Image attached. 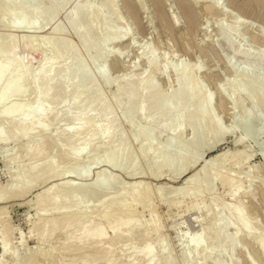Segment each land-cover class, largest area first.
I'll return each mask as SVG.
<instances>
[{"label": "rangeland", "instance_id": "rangeland-1", "mask_svg": "<svg viewBox=\"0 0 264 264\" xmlns=\"http://www.w3.org/2000/svg\"><path fill=\"white\" fill-rule=\"evenodd\" d=\"M29 1L28 7L32 6L30 4L34 5L37 0ZM209 1L211 0H185L195 13L193 22L189 21L180 0H38L41 3L38 4L47 9L54 7L51 5L56 6L61 3L62 6H59L57 16L55 15V18L49 16L51 8L45 11L47 15L38 17L35 23L17 27L9 26L8 11L5 10L7 13H4V10L0 8V38L8 39H0L1 44L3 43L7 47L14 46L15 55L28 71L27 77H23L24 95L19 96L21 97L19 101L16 97L9 103L7 102V105L24 101L29 105L28 110H33V107H36L41 100L40 104L48 105L50 108V113L44 115L45 117L41 120L48 126V130L44 134L30 130L26 135L24 131L17 130L20 129L21 123L19 125L17 121L12 120V118L20 120V117L14 116L8 119L0 114V128L8 137L6 141L1 140L0 143V197L2 198H0V234L4 233L6 236L8 234L10 250V254L3 260L1 259L3 255L0 256V262L2 261L4 264H147L148 257H143L142 260L140 254L136 255V250L144 248L147 244H154L156 256L154 255L150 259L151 261H148L150 264L151 262L155 264L156 261V264H167V260L172 261L170 264H264V250L259 244L261 237V240H264V82H260L262 79L264 80V39L262 38L264 0H217L219 7L229 13L225 15L221 11L211 13L208 8ZM53 2L54 4H51ZM38 4L36 3V6ZM75 4L82 5L79 17L86 11L98 10L100 13L94 29L89 34L90 43L95 42L98 44L97 46L102 45L101 41L106 32H112L111 39L102 47L100 46L101 48L95 44L96 47L94 46L92 51L88 52L78 35L72 31L71 22L68 24L67 12ZM46 8L44 9L46 10ZM45 16L46 18H44ZM240 21H243L242 25L239 24ZM57 25H64L63 30L65 31L53 34V28ZM26 36L29 37L30 42L23 41V37ZM52 36L55 37L56 46H64L62 44L65 42L72 46L75 50L73 51L74 55H64L53 60L52 50L42 47L45 40ZM118 36H125L124 41L117 43ZM259 37H261L260 40H258ZM3 44L0 46L5 47ZM261 44L263 45L261 46ZM39 46L42 50L39 49ZM7 47L5 50H3L4 48L1 50L6 51L7 49V54L11 55V47H9L10 49ZM115 51L120 56L118 65L114 64ZM45 59L46 62L52 59L59 67L55 78L58 81L57 84L54 81L52 87L50 85L45 87V92L40 93L42 96H38L39 101H37L38 98L33 91L36 83L33 85L32 77L34 71H37ZM150 60L156 64L155 71L153 68L151 69ZM79 65L83 66V71L78 73ZM46 66L49 67V65ZM102 69L105 70L104 76L100 74ZM75 73L77 75L75 85L78 83V88L84 84L86 77L93 79L92 84H94L91 85V88L89 87L91 89L88 90L89 93H83L84 95L82 94L77 103H72L71 98L75 93L76 86L71 87L70 85L69 87L67 77L71 74L75 75ZM141 77L144 78L143 85L145 84V86L151 79L150 81L157 86V90L159 89L158 93L161 97L158 96L161 100L164 99L162 98L164 94L168 97L171 95V99L168 98V100L170 99L169 105L172 111L166 117L161 118V116L153 114L157 118H151L150 115L153 112L150 108L160 104L157 99L144 104L143 108L145 105L147 107L137 112L138 101L131 104L127 102V97L122 96L120 99L114 97L119 87L134 82V80L137 81ZM244 77L251 78L252 82H248V84L250 83L252 86L243 81ZM79 78L83 81L82 83ZM257 79L260 80V84ZM193 80L196 82L193 83ZM61 82L64 83L59 84L60 87L54 88V85L57 87ZM256 82L258 86L255 84ZM185 83L190 84L191 88H196L195 90L193 88L191 96L189 94L190 97L182 101L172 99L176 92L183 89ZM63 85H66L64 86V89L66 88L64 95ZM1 88L0 93L5 91ZM46 92L53 94L48 93L51 94L48 95ZM97 94L100 101L94 99ZM197 94H199L198 97ZM91 95L92 100H90ZM50 96H54V98L50 99ZM197 101L199 105H205L203 109L206 117L204 115L205 118L202 122L199 121L198 124L193 125L187 120L190 116L195 119L199 117L200 107ZM11 104L9 106H12ZM104 104L109 108V115L114 119L115 127L113 126L107 137H105L106 134L102 135L98 138L99 140L95 139L90 143L84 152L81 151V153L83 152L80 153L81 155L77 154L76 151L84 143V137L91 131L93 125L91 127V124H87L85 131L82 130V132H89L84 133L85 135L82 134L83 137L79 136L80 138L78 137L76 141L68 139L70 128L80 123L79 121L85 117L84 115L98 118L96 124L103 126L105 118H107L102 111ZM181 110L182 113L179 115L181 119L177 116L178 120L175 115H178ZM55 116L58 118L56 121L52 119ZM148 116L151 119L147 118ZM243 116L244 119L247 118L246 121L244 120L245 122L252 124L250 129L246 128L245 130L243 127L242 122L244 121L241 122ZM149 120H152L153 124H149L152 123ZM27 122L24 124L27 125L26 127L32 126L30 125L31 120ZM33 123L34 121L31 124ZM215 124L218 125V129ZM166 125L167 128H165ZM237 125H240L243 130ZM174 126L180 127L176 131ZM144 127L145 129L142 130ZM259 127L262 131H259ZM141 130L142 133H138ZM195 134L196 136H194ZM240 139L241 142H239ZM39 148L44 152L41 153L42 157L40 158L42 159L37 162V167H40L44 175L48 174V179L41 170H39L41 173L37 170L39 173L36 176L41 174L40 176L44 177H33L28 182L25 173L34 164L33 156L36 155ZM66 149L69 151L67 153L69 155H62ZM185 149L189 150V154ZM166 151L171 153L168 154ZM186 154L188 155L185 158ZM171 155L173 156L171 157ZM14 156H16L15 159H13ZM110 156L116 159L113 165L105 162V159ZM181 156L185 162L178 160L181 159ZM164 158L171 162L168 166V161L166 160L167 163H165ZM186 161H189L187 166L185 165ZM163 162L167 166H164V169L160 165ZM54 163L58 164V168L55 177L50 176L51 179H49L50 166L48 165ZM205 166L208 168H206L207 170H203ZM181 167L183 169L180 170ZM218 168H221L219 170L222 172L223 178L234 179L235 177L236 180L234 179L230 185H223L221 180L211 177V175L214 176ZM75 169L77 170L75 171ZM204 171L205 173L207 171L208 174L206 173L207 177L202 183L203 186L201 184L203 194L199 193L198 195L195 190L199 185V180L197 179L196 184V178L202 177ZM15 174L17 178L20 177L17 179ZM192 175L199 176H195L194 180ZM107 177L111 179V184L104 189L100 186L99 181ZM189 177L188 180L191 183L182 192L181 187ZM259 178L263 181H260ZM12 179L21 182L18 187L21 191L20 194L18 192L20 197L18 194L10 196L11 193L8 192V188L12 186L11 182L15 183ZM26 182L29 184L27 185ZM23 183L28 186L27 190L23 189ZM7 184H10L9 187ZM66 184L70 185L67 187L70 190L65 187ZM53 185L58 186L59 189L57 188L56 193H59L60 197L66 192L70 194L80 188L84 189L81 192L78 191L81 193L79 196L78 192L76 193L79 198L76 196L78 200L75 199V203L69 196H65L59 198V200L61 199L57 203L59 206L47 204L37 210L38 203L43 199V191ZM239 185L242 189L236 194V197H231V190ZM134 186H137V191L142 192L144 189V195L147 192V196H143L144 199L142 197L141 204L134 202L132 209L135 210V218L134 213L130 211H127V214L122 217L118 206L120 208L127 207V209L130 207L129 210H131L130 201L132 199L129 196H132L130 195L132 190L136 191ZM10 188L9 191L13 190ZM21 188L23 191L26 190L23 194ZM111 198L115 202L113 208L112 204H109ZM140 198L136 201L142 200ZM146 198L148 199L145 200ZM103 201L107 204L105 207L109 205L110 209L112 208L111 210L109 207V210L102 208L103 211L107 210L108 215L106 213L103 215L104 212L100 209V206L104 204ZM108 201L109 203H107ZM238 201L245 204L247 209L245 214L251 215V224L253 228L255 227L253 231L251 226V231L258 238L260 237L259 240L254 235L252 239L235 235L234 237L233 234L231 236V233H235L236 230L225 227L224 219H228L229 216L224 210V206L237 205ZM194 203L198 205L197 209L193 207ZM114 206H116L115 209ZM63 212L70 215L69 219H64L67 221L65 223L59 214ZM128 213L133 214L132 222L136 226H133L132 223L134 228L129 231L119 230L120 233H118L121 236L117 234L118 236L113 237L116 234L108 232L107 240L104 239L101 241L102 243L95 246L91 239L83 240L79 246L76 244L83 223H89L90 228L94 230L107 226L106 224L114 217L125 220ZM102 216L104 217L102 218ZM131 216L130 214V218ZM216 218L219 219V225L217 223L214 228L209 229L211 231L202 235L203 228ZM68 220L69 224H67ZM222 220L223 222H221ZM50 221H56L53 232L49 231L51 230ZM150 222H153L154 227L147 226L148 224L151 226ZM39 224L40 226H38ZM66 224L71 225L70 230L73 231L74 238L69 244L63 245L64 237L67 234L68 226ZM217 226H219V230L222 228L223 233L220 236L215 234ZM42 231L43 233H41ZM146 231L149 232L147 235ZM196 233L201 234V240L204 238L202 242L207 247L205 249L212 252L209 259L205 261L201 260L205 253L201 250L192 252V248L188 244V241L191 243V238ZM110 236L113 238L109 239ZM160 239L163 241L161 242ZM105 241L106 243H104ZM91 246L97 247L93 249ZM205 249L202 250L205 251ZM2 253L4 254L0 245V255ZM167 253L169 256L166 255ZM100 256L102 257L99 258Z\"/></svg>", "mask_w": 264, "mask_h": 264}, {"label": "bare ground", "instance_id": "bare-ground-1", "mask_svg": "<svg viewBox=\"0 0 264 264\" xmlns=\"http://www.w3.org/2000/svg\"><path fill=\"white\" fill-rule=\"evenodd\" d=\"M28 1L29 0H0V8L2 9V10H4L3 12L4 13H7V12H5V10L6 11H8V14L7 15H9V18H8V16H6L8 19H10V25L9 26H11V27H17V26H21V25H29V24H32V23H35L37 20H38V17H42V16H44V14L45 15H47L46 14V12L45 11H47V10H50L51 8H52V10H51V12H50V14H49V16L51 15V17H56L57 16V13H58V10L60 9L59 8V6L61 7L62 6V4L61 3H63L62 1H61V3L60 4H58V5H51V4H54V2L53 3H51L50 5L51 6H54V7H50V8H46V7H44L43 6V8L41 7L42 5H39V4H41V3H39L38 2V0L36 1V3L38 4V6H36V3L33 5V4H30V5H32V6H29L28 7ZM35 1V0H34ZM40 1V0H39ZM48 1H50V0H48ZM181 1V5H182V7L184 8V10H185V12H186V15H187V17H188V19H189V21L190 22H193L194 21V19H195V13H194V11H193V9L191 8V7H189L188 6V4L185 2V0H180ZM221 1V0H220ZM30 2V1H29ZM210 2V5H209V11L211 12V13H213V12H216V11H221V13L223 12L224 13V15L225 14H229L228 12H227V10H222L223 8H220L219 7V3L217 2V0H211V1H209ZM50 3V2H49ZM35 6V7H34ZM80 6L82 7V5H77V4H75V5H72L70 8H69V10H68V12H67V20L69 21V23L68 24H70V22H71V24L70 25H72L71 27H72V31L76 34V35H78V37H79V40H81V42L85 45V47H86V50L89 52V51H92V49H93V47L95 46V44H96V46L98 45L97 43H93V42H91L92 44H94L93 46H92V44L90 43V38H89V34H90V32L94 29V26H95V22H97L96 20L97 19H99V12H98V10H93V11H86L85 13H82L81 15H80V17H79V11L81 10V8H80ZM32 7V8H31ZM224 7V6H223ZM44 8H46V10L44 9ZM80 8V9H79ZM207 11H208V9H207ZM230 11V10H229ZM231 13H232V11H230ZM49 13V12H48ZM208 13V12H207ZM206 13V14H207ZM219 13V12H218ZM237 14V13H236ZM236 14H234V15H236ZM4 15V14H3ZM56 15V16H55ZM223 15V14H222ZM221 15V16H222ZM212 16V15H211ZM238 16V15H237ZM77 17H79V18H77ZM230 17V16H229ZM44 18H46V16L44 17ZM53 18V19H54ZM235 18V17H234ZM243 18V17H242ZM101 19V18H100ZM40 20V19H39ZM244 20H245V18H244ZM1 21V20H0ZM4 21V20H3ZM236 21V20H235ZM246 21V20H245ZM241 22H243V21H240L239 22V24H243V23H241ZM4 23V22H3ZM38 23V22H37ZM246 23V22H245ZM44 25V24H43ZM65 25V24H64ZM60 26V25H57V26H54V28H53V34H57V33H60V32H62V31H65V30H63V27L65 28V26ZM69 25V26H70ZM178 25V24H177ZM42 26V25H41ZM261 26V25H260ZM70 27V28H71ZM84 27V28H83ZM258 27V26H257ZM260 29V28H259ZM259 32H260V30H259ZM264 32V31H263ZM112 34V32H110V31H108V32H106V34L104 35V38H102V45H105L111 38H110V35ZM261 35H262V33H261ZM27 37V36H26ZM23 37L24 38V40L23 41H25L26 43L27 42H30V39H29V37ZM124 37L125 36H118V38H117V43H121V42H123L124 41ZM31 38V37H30ZM262 38L264 39V33H263V36H262ZM0 39H2V38H0ZM7 39V38H6ZM6 39H2V40H6ZM29 39V40H28ZM261 39V37H259V39L258 40H260ZM8 40V39H7ZM34 40V39H33ZM45 40V39H44ZM44 40H43V42H44ZM229 40V39H228ZM231 40V39H230ZM257 40V41H258ZM31 41H32V39H31ZM42 42V43H43ZM56 40H55V37H48L47 38V40H45V43H43V45H42V47H44L45 49H47V48H50L51 50H52V59L53 60H57V58L59 57H62V56H64V55H70V54H73L74 55V53H73V51H75L74 49H73V47L72 46H70L68 43H64V44H62V45H64V46H59V45H57L56 46ZM261 42H262V40H261ZM6 43V42H5ZM8 43V42H7ZM6 43V44H7ZM11 43V42H10ZM9 43V44H10ZM260 43V42H259ZM3 44V43H2ZM1 44V40H0V45H2ZM12 44V43H11ZM10 44V45H11ZM14 45V44H13ZM37 45V44H36ZM41 45V44H40ZM102 45L100 44L99 46H97V47H102ZM263 44H261V46H262ZM3 46H5V44H3ZM9 46V45H8ZM59 46V47H58ZM95 46V47H96ZM0 47H2V46H0ZM5 47H7V46H5ZM5 47H2L1 49H3V50H5ZM9 47H11V46H9ZM9 47H7V48H9ZM47 47V48H46ZM62 47V48H61ZM100 47V48H101ZM13 48V49H12ZM43 48V49H44ZM0 49V88L2 87L3 89H5V91H3L2 93H0V107H1V109H2V111L0 112V114H1V116L3 115V117L4 116H6V117H8V119H11L12 117H16V116H18V118L20 117V120H18V119H13L12 118V120H15V121H17V124H19L20 125V123H21V126L19 127L20 129H17V130H21L20 132H23L24 131V134H26L27 135V132H29L30 130H36V131H39V134L41 133V134H44V133H46L47 132V128H48V126H46L44 123H42V121L41 120H43L42 118L43 117H45L46 116V114H48V113H50V108H49V106L48 105H43V104H40L41 103V100L39 101V98H38V96H40L41 94V92L42 91H44V88L45 87H47L48 85H50V87H52L51 85H52V83L54 82V81H56L55 80V78H56V76H57V71H58V68L59 67H57V65H55V62H53L52 61V59H51V61H48L47 60V62H46V59L44 60V62L43 63H41V65L37 68V71H34L33 73V77H32V79H33V85H34V83H36V85L34 86L35 88V90L33 89V91H34V95H36L37 96V101H39L38 102V105L36 106V107H33L34 109L32 110L31 108V110H28V108H29V105L28 104H25L24 103V101L23 102H19V103H13V105L12 106H9V105H7V102L9 103L12 99L14 100L16 97L18 98V101H19V98H21L24 94V79H23V77L24 76H26L27 77V70H26V68H25V66L23 65V63L19 60V58L15 55V49H14V46L13 47H11V55L10 54H7V49H6V51H3V50H1ZM10 49V48H9ZM9 49H8V51H9ZM39 49H40V46H39ZM38 49V50H39ZM40 50H42V48L40 49ZM118 51H119V49H118ZM117 51H115L114 53H116ZM241 52V51H240ZM9 53H10V51H9ZM91 53V52H90ZM112 53V52H111ZM111 53H109V54H111ZM113 53V54H114ZM123 53V52H122ZM122 53H121V55H122ZM242 53V52H241ZM112 54V55H113ZM245 54V53H244ZM71 56V55H70ZM118 59H120V56L116 53L115 54V63L114 64H116V65H118L119 64V61L120 60H118ZM117 61V62H116ZM118 63V64H117ZM121 63V62H120ZM154 63V64H153ZM149 64L152 66L151 67V69L153 68L154 69V71H155V67H156V64H155V62H153V60L151 61H149ZM46 65H49V67L48 66H46ZM64 66V65H63ZM67 66V65H66ZM45 67V68H44ZM65 67V66H64ZM116 67V66H115ZM118 67V66H117ZM122 67V66H121ZM62 68V67H61ZM44 69H46L45 71H44ZM48 69V70H47ZM77 71H78V73L79 72H81V71H83V66L82 65H79L78 67H77ZM63 70V69H62ZM66 70V69H65ZM77 71H76V73H77ZM159 71V70H158ZM59 73V72H58ZM76 73H75V75H73V74H71L69 77H67L68 78V84H69V87H70V85H71V87L73 86V85H75V83H76V78H77V75H76ZM56 74V75H55ZM100 74L102 75V76H104L105 75V70L104 69H102L101 71H100ZM184 75V74H183ZM79 77V76H78ZM183 77V76H182ZM246 79V81H245V79ZM242 80L246 83V84H248V82H252L251 81V78H246V77H244ZM26 79V78H25ZM80 79V78H79ZM250 79V80H249ZM252 79H254V78H252ZM260 79V78H259ZM259 79H257V81H258V83H259ZM31 80V79H30ZM81 80V79H80ZM151 80V79H150ZM149 80V82L146 84V86H145V84L143 85V81H144V78H139L137 81H135L134 80V82L132 81V82H129L127 85H124V86H121V87H119V89L117 90V92L115 93V98L116 99H120V97L122 98V96H124L127 100V102H130L131 104H134V103H136L137 101V104H138V108H137V112H140V111H142V108H143V105L144 104H146V103H150L152 100H156L157 99V102H158V100L160 101V104L158 103L157 105H155L153 108L151 107H149L150 109H151V112H153V113H151L152 115L154 114H156V115H158L159 117L161 116V118H164V116L166 117L169 113H171V111H172V109H171V106L169 105V100L171 99V95H169V97L166 95V94H164V97H162V98H164L163 100H161L160 98H159V96H160V94L158 93V90H157V86L156 85H154V83L152 82V81H150ZM6 81H8V82H6ZM58 81V80H57ZM57 81L55 82L56 84H57ZM65 81H67V79H65ZM64 81V82H65ZM92 81H93V79H91L90 77H86V79H84V84L83 85H81L80 86V83H79V88H78V83L75 85L76 87V90H75V88H74V95L72 96V98H71V102L72 103H77V101H78V99H80V97L82 96V94L83 93H86V92H88V90L91 88V85L93 86V84H92ZM194 81L195 80H193V83H194ZM253 81H255V80H253ZM64 82H61V83H58V85H57V87H55V85H54V88H58V86L60 87L61 85H59V84H62V83H64ZM83 81L81 80V83H82ZM94 82V81H93ZM196 82V81H195ZM260 82H264V80L262 79ZM4 83H7V84H5L4 85ZM65 84H67V83H65ZM192 84V83H191ZM250 84V83H249ZM248 84V85H249ZM253 85H254V83H252ZM256 85H257V82L255 83ZM260 84V83H259ZM262 84V83H261ZM264 84V83H263ZM7 85V86H6ZM242 85H244L245 86V84H243L242 83ZM251 85V84H250ZM64 86H66V85H63V95H64V92H65V90H66V88L64 89ZM68 86V85H67ZM247 86V85H246ZM252 86V85H251ZM258 86V85H257ZM49 87V86H48ZM90 87V88H89ZM193 87V86H192ZM1 88V90H3ZM93 88V87H92ZM194 88V87H193ZM193 88H191V85L189 84L188 85V83H185V86L183 87V89L182 90H180V91H178V92H176L175 94H174V98H172V99H174V100H183V99H187V97H190L191 96V92H192V90H193ZM48 89V88H47ZM52 89V88H51ZM196 88H194V90H195ZM26 90V89H25ZM45 90H46V88H45ZM61 90H62V88H61ZM91 90V89H90ZM50 91V90H49ZM1 92V91H0ZM45 92V91H44ZM62 92V91H61ZM90 92V91H89ZM88 92V93H89ZM160 92V91H159ZM47 93V92H46ZM48 93H52V92H48ZM47 93V94H48ZM254 93V92H253ZM253 93H252V95H253ZM53 94V93H52ZM189 94H190V96H189ZM193 94H195V93H193ZM48 95H51V94H48ZM84 95V94H83ZM159 95V96H158ZM196 95V94H195ZM198 95L199 94H197V97H198ZM19 96H21V97H19ZM42 96V95H41ZM56 96V95H55ZM163 96V95H162ZM167 97V99H166V97ZM54 98V96H50V99L51 98ZM161 97V96H160ZM193 97V96H192ZM250 97H252L251 95H250ZM36 98V97H35ZM41 98V97H40ZM168 98H170L169 100H168ZM94 99H95V101H97V100H99L100 99V97H99V95L97 94L95 97H94ZM190 99V98H189ZM195 99H197V98H195ZM194 99V100H195ZM90 100H92V95H91V99ZM168 100V101H167ZM191 101H193L192 99H190ZM198 100V99H197ZM17 101V102H18ZM100 101V100H99ZM163 103H162V102ZM186 101V100H185ZM190 101V102H191ZM65 102H66V100H65ZM90 102H92V101H90ZM167 102V103H166ZM198 102V101H197ZM208 102V104H209V102H210V99L207 101ZM93 103V102H92ZM194 103H196V102H194ZM264 103V102H263ZM90 105H91V103H89ZM200 104H204V103H200ZM28 105V106H27ZM76 105V104H75ZM106 104H104V105H102L103 107H102V111H103V113L104 114H106V116H107V118H105V123H104V125L102 126V128H100L101 126H99L98 125V123L96 124V120L98 119H96L95 117H93V116H87V115H84V116H82V117H84V118H81V121H79L80 123H76L77 125H74V127L71 129L70 128V133H69V137H68V139L71 141H76L77 139H78V137L80 136V137H83L82 136V134H86V132H89V131H86V132H82V130L83 131H85V128H86V125L87 124H91V127H92V125H93V127L91 128V131L89 132V133H87V135H85V139H84V143L82 144V146L76 151L77 152V154L79 153H81V151H83L84 152V150L85 149H87L88 148V146H89V144L90 143H92L95 139L96 140H99L98 138H100L102 135H104V134H106V136L105 137H107V135L109 134V132L111 131V129L113 128V126H114V123L115 122H113V120L114 119H112V117L109 115L110 114V111H109V108H107V106H105ZM198 105H199V102H198ZM187 106V105H186ZM203 106H205V105H199V109H200V114H199V117H197L196 119L195 118H193V117H189L188 118V123H192L193 125L194 124H196L197 122L199 123V121L200 122H202L204 119L203 118H205L206 117V113L204 112L205 110L203 109ZM145 107H147L146 105H145ZM144 107V108H145ZM144 108H143V110H144ZM187 108V107H186ZM0 109V110H1ZM148 109V108H147ZM48 110H49V112H48ZM149 110V109H148ZM150 111V110H149ZM132 112V111H131ZM128 113V112H127ZM133 113V112H132ZM179 114L177 115H175L176 117L178 116L180 119H181V117L179 116L181 113H182V110L181 111H179L178 112ZM205 113V114H204ZM45 115V116H44ZM128 115V114H127ZM152 115H150L151 116V118L152 117H154V115L152 116ZM204 115H205V117H204ZM263 115V114H262ZM87 116V117H86ZM163 116V117H162ZM11 117V118H10ZM143 117V116H142ZM177 117V118H178ZM147 118H150L149 116L147 117ZM146 118V119H147ZM150 118V119H151ZM155 118V117H154ZM154 118H153V120H154ZM157 118V117H156ZM155 118V119H156ZM179 118H178V120H179ZM52 119H54L55 121H56V119H58V118H56V116H55V118H52ZM51 119V120H52ZM159 119V118H158ZM247 119V118H246ZM246 119H244V116H243V120H241V122L242 121H246ZM29 120H31V123H32V121H34V123L33 124H31L30 123V125H32V126H29V127H26L24 124H25V122L26 123H28L27 121H29ZM162 120V119H161ZM209 120V119H208ZM53 121V120H52ZM98 121V120H97ZM147 121V120H146ZM145 121V122H146ZM152 121V120H151ZM150 120H149V122H151ZM242 122L243 123V127L245 128V130H246V128L248 129L251 125L249 124V123H247V122ZM248 121H249V119H248ZM19 122V123H18ZM54 122V121H53ZM58 122V121H57ZM148 122V123H149ZM154 122H156L155 120H154ZM159 122V121H158ZM176 122V121H175ZM179 122V121H178ZM241 122H240V124H241ZM161 123V122H160ZM180 123H182V122H180ZM197 123V124H198ZM252 123V122H251ZM149 124H153V121H152V123H149ZM148 124V125H149ZM155 124V123H154ZM175 125L177 124V123H174ZM174 124H171L172 126L174 125ZM179 124V123H178ZM98 125V126H97ZM146 125H147V123H146ZM145 125V126H146ZM157 125V124H156ZM164 125H165V123H164ZM217 124H215V126H216ZM261 125V124H260ZM171 126V127H172ZM238 127H240L241 128V126L240 125H237ZM115 127V126H114ZM178 127H180V126H174L173 128L177 131V129H178ZM217 127V129H218V125L216 126ZM216 127H214V128H216ZM257 127V126H256ZM263 127V126H262ZM165 128H167V125H166V127ZM260 128V127H259ZM258 128V129H259ZM1 129V128H0ZM67 128H65V130H66ZM143 129H145V127L144 128H142V130ZM148 129V128H147ZM168 129H170L171 130V128H168ZM167 129V130H168ZM242 129V128H241ZM250 129V128H249ZM142 130L140 131V132H138V133H142ZM173 130V129H172ZM243 130V129H242ZM66 131H68V130H66ZM145 131V130H144ZM259 131H262L261 130V128L259 129ZM61 132H63V131H61ZM60 132V133H61ZM65 134H66V132H64ZM137 133V134H138ZM143 133H145V132H143ZM147 133V132H146ZM143 135V134H142ZM7 135L5 134L4 135V130H0V143H1V140H7L8 139V137H6ZM194 136H196V134L194 135ZM79 137V138H80ZM67 138V137H66ZM136 139H137V137H136ZM140 139V138H139ZM138 139V140H139ZM68 140V141H69ZM101 140V139H100ZM4 142V141H3ZM239 142H241V139L239 140ZM121 143V142H120ZM174 144V143H173ZM27 145V144H26ZM122 145V144H121ZM40 148H42V147H40ZM40 148H39V150L36 152V155H34L33 157H34V160H35V162L33 161V165L29 168V170H27V172L25 173V175L27 176V178H28V182H29V180L30 179H32L33 177H36V178H40V177H44V176H47L48 174H46V175H44L43 174V172H42V170L40 169V167H37V162H39L40 160L39 159H42V158H40V157H42V155H41V153L42 152H44L43 151V149H41L40 150ZM163 149V148H162ZM190 149V148H189ZM186 150V149H185ZM154 151H155V149H154ZM164 151V150H163ZM170 151V150H169ZM172 151V150H171ZM189 150L187 149L186 150V152L189 154V152H188ZM69 151H67V149L66 150H64V153H62V155H65L66 156V154L68 153ZM75 152V153H76ZM82 152V153H83ZM167 152V151H166ZM173 152V151H172ZM185 152V151H184ZM183 152V153H184ZM28 153V152H27ZM81 153V154H82ZM162 153V152H161ZM168 154L169 153H171V152H167ZM80 154V155H81ZM164 154V153H163ZM188 154H186V156H185V158L187 157V155ZM201 154V153H200ZM199 154V155H200ZM67 155H69V154H67ZM166 155V154H165ZM180 155V154H179ZM183 155H185V154H183ZM75 157H78V156H76V155H74ZM173 155H171V157H172ZM15 157L16 156H14V158L13 159H15ZM73 157V156H72ZM163 157V156H162ZM166 157V156H165ZM169 157V156H168ZM167 158V157H166ZM176 158V157H175ZM196 158V157H195ZM197 158H200V156H197ZM235 158V157H234ZM12 159V160H13ZM74 159V158H73ZM165 159V158H164ZM170 159V158H169ZM177 159V158H176ZM78 160V159H77ZM114 160H116L115 159V157H113V156H110L108 159H105V162L107 161L108 163H110V164H114ZM167 159H165V160H163V161H165V163H167V161H166ZM178 160H182V161H184L185 162V160H183L182 159V156H181V159H178ZM177 160V161H178ZM196 160H198V159H196ZM172 161V160H171ZM232 161H233V159H232ZM176 162V161H175ZM181 162V161H180ZM179 162V163H180ZM187 163L185 164L186 166H187V164L189 163V161H186ZM164 162L163 163H161L160 165H161V168L162 169H164L163 167L166 165ZM169 163H171V162H169L168 161V163H167V166H168V164ZM178 163V164H179ZM175 164V163H174ZM181 165V164H180ZM180 165H179V167H180ZM183 165H184V163H183ZM182 165V166H183ZM39 166V165H38ZM42 166V165H41ZM48 166H50V168H49V171H48V173H49V179H51V177H53L54 175H55V173H56V171H57V168H58V164H56V163H54L53 165H48ZM167 166H165V167H167ZM176 166V165H175ZM186 166H184L185 168H187ZM177 167H178V165H177ZM189 167V166H188ZM209 167V166H208ZM220 167H222L221 165H220ZM39 168V169H38ZM43 168V167H42ZM45 168H47L46 166H45ZM159 168V167H158ZM207 167L205 166L204 167V169L203 170H207L206 169ZM160 169V168H159ZM181 169H183L182 167L180 168V170ZM221 170V168H218V170L214 173V176H212L211 175V177H214L215 179L217 178V179H219V181L221 180L222 181V183H223V185H230L232 182H233V180L235 179L236 180V178L234 177V179L233 178H230V177H227V178H223V175H222V172L220 171ZM39 170H41V172H42V174L44 175H42V176H40L41 174H39V176H36V175H38L37 173H39L38 171ZM45 170V169H44ZM74 170V169H73ZM77 169H75V171H76ZM177 170H179V168H177ZM40 172V173H41ZM46 172V171H45ZM180 172V171H179ZM209 172V171H208ZM20 173V172H19ZM206 173H207V171H206ZM205 173V171L203 172V176L201 177V176H199V175H197V176H199V177H197L196 175V184H197V182H198V180H199V185L197 186V189L195 190V191H197L198 192V195H199V193H202V186H203V182H204V180H205V178L207 177V174ZM17 174V173H16ZM15 174V175H16ZM210 174V173H209ZM20 175V174H19ZM21 175H22V173H21ZM57 175V174H56ZM202 175V174H201ZM51 176V177H50ZM193 176V175H192ZM195 176H193L194 177V180H195ZM209 176V175H208ZM20 177V176H19ZM18 177V178H19ZM55 177V176H54ZM53 177V178H54ZM193 177L191 178V180L193 179ZM201 177V178H200ZM210 177V176H209ZM208 177V178H209ZM257 177H258V175H257ZM14 178V177H13ZM16 178H17V175H16ZM17 178V179H18ZM256 178V177H255ZM47 179H48V176H47ZM188 179H190V177L189 178H187V180L186 181H184L185 182V184L183 183V186L181 187V189L183 190V189H185L187 186H188V184L189 183H191V181L190 180H188ZM198 179V180H197ZM260 179V181L262 180L261 178H259ZM12 180H14V179H12ZM20 180V179H19ZM255 180H258V179H255ZM15 181V180H14ZM21 181H23V180H21ZM31 181V180H30ZM193 181V180H192ZM259 181V180H258ZM263 181V180H262ZM16 183V184H15ZM15 183H13V182H11V184H12V186H11V188L9 187V185L7 186V187H9L10 189H13V190H11V191H9V188H8V192H9V194H10V196H15V195H17L18 194V192H19V194L21 193V191H20V188H18L19 187V184L21 183V182H16L15 181ZM238 183V182H237ZM24 184V183H23ZM22 184V187H23V189L25 188H28V186H26L25 184V187H24V185ZM26 184H27V182H26ZM29 184V183H28ZM27 184V185H28ZM56 184V183H55ZM60 184V183H59ZM70 184V183H69ZM69 184H66L65 185V187L67 188L68 186H70ZM99 184H100V186L102 187V188H104V189H106V188H108L109 187V185L111 184V179L109 178V177H107V178H105L104 180H101V181H99ZM201 184H202V186H201ZM236 184V183H235ZM136 185V184H135ZM234 185V184H233ZM204 186H205V184H204ZM232 186V185H231ZM135 187V186H134ZM3 188V187H2ZM57 188H58V186H56V185H53V186H50V187H48L46 190H44L43 191V199L38 203V205H37V210H39V209H41L42 207H44L45 205H47V204H51V205H56L60 200H59V198H61V197H65V196H69L70 197V199L72 200V201H74V203H75V199H77V197L79 196V194H81V193H79L78 191H82L84 188H80L79 190H77V191H75V192H73V193H68V192H66V193H64L63 194V196H61L60 197V195L58 196V194L59 193H56V190H57ZM133 188V187H132ZM137 188V186L135 187V189ZM139 188H140V186H139ZM144 188V187H143ZM161 188V187H160ZM19 189V190H18ZM22 189V188H21ZM23 189H22V191H23ZM59 189V188H58ZM62 189V188H61ZM68 190H70L69 188H67ZM129 189H130V187H129ZM147 189V188H146ZM180 189V190H181ZM242 188H241V185H239V186H237L235 189H233V190H231V193H230V196L231 197H236V194H238V192H240V190H241ZM6 190H7V188H6ZM5 190V191H6ZM27 190V189H26ZM26 190H24V191H26ZM125 190V189H124ZM131 190V189H130ZM138 189H136V191L135 190H132V193L130 194V195H132V196H129V197H131V199L130 198H128V199H130L131 201H130V206H131V210H134V209H132V206H134L133 204H134V202L136 203H139V204H141V201L143 202V199H144V197H145V195L147 196V192L145 193V195H144V192H143V190L144 189H142V192L139 190V191H137ZM1 191V190H0ZM24 191L22 192V194L24 193ZM3 192V191H2ZM78 192V196L76 195V193ZM127 192V191H126ZM178 192H180V191H178ZM182 192H184V190L182 191ZM196 192V193H197ZM206 192V191H205ZM26 193V192H25ZM68 193V195H66ZM139 193H142L141 195L139 194ZM181 193V192H180ZM242 194L244 193V192H241ZM18 194V195H19ZM124 194H125V192H124ZM150 194V193H149ZM182 194V193H181ZM203 194V193H202ZM201 194V195H202ZM184 195H186V194H184ZM245 195V194H244ZM3 196V195H2ZM9 196V197H10ZM77 196V197H76ZM141 198H140V197ZM144 196V197H143ZM181 196H183V195H181ZM187 196V195H186ZM195 196V195H194ZM246 196V195H245ZM4 197H6V196H4ZM19 197H20V195H19ZM117 197H118V195H117ZM142 197H143V199H142ZM1 198V197H0ZM7 198V197H6ZM12 198V197H11ZM79 198V197H78ZM138 198H140V199H142V200H139V202L138 201H136V200H138ZM2 199V198H1ZM0 199V200H1ZM8 199V198H7ZM6 199V200H7ZM10 199V198H9ZM113 198H111V199H109V201H111L110 203H109V201L107 202V203H109L110 205L112 204V208H113V203H115V202H113L114 200H115V197H114V200H112ZM117 199V198H116ZM148 198H146L145 200H147ZM184 199H185V197H184ZM63 200V199H62ZM78 200V199H77ZM77 200H76V202H77ZM118 200V199H117ZM116 200V201H117ZM121 200H123V199H121ZM124 201V200H123ZM151 201V200H150ZM178 201V200H177ZM182 201H183V199H182ZM181 200H180V202H182ZM104 202V201H103ZM102 202V203H103ZM79 203V202H78ZM151 203V202H150ZM149 203V204H150ZM174 203V202H173ZM196 203V202H195ZM193 204V207H196V209H197V207H198V205L197 204ZM128 204V205H129ZM143 204V203H142ZM152 204H153V202H152ZM179 204V203H178ZM181 204V203H180ZM179 204V205H180ZM58 205V204H57ZM100 205H101V203H100ZM99 205V206H100ZM105 205L107 206V204L104 202V204H103V206H100L101 208V210H102V212H104L103 213V215L107 212V210H104L103 211V209L102 208H104V209H108V207H109V209H110V206L108 205V207H105ZM127 205V204H126ZM127 205V206H128ZM138 205V204H137ZM175 205V204H174ZM59 206V205H58ZM57 206V207H58ZM60 206H62V205H60ZM78 206V205H77ZM123 206V205H122ZM178 206V205H177ZM64 207V206H63ZM119 207V211L122 213V217H123V215L125 214H127V211L129 212H135V210L134 211H131V210H129L130 209V207H128V209H127V207L126 208H124V207H121L120 208V206H118ZM118 207H117V209H118ZM141 207V206H140ZM143 207V206H142ZM179 207V206H178ZM186 207V206H185ZM190 207V206H189ZM65 208V207H64ZM111 208V209H112ZM116 208V206H114V209ZM135 208H136V206H135ZM180 208V207H179ZM58 209V208H57ZM67 209V208H66ZM99 209V208H98ZM108 209V210H109ZM110 209V210H111ZM169 209L171 210V208L169 207ZM64 210V209H63ZM78 210H80V209H78ZM84 210V209H83ZM82 210V211H83ZM86 210V209H85ZM101 210H99V211H101ZM189 210V209H188ZM224 210L228 213V216H229V218L228 219H224V221H225V223H224V225H226L225 227L227 228V227H229V228H232V229H235L236 230V232L235 233H231V236H232V234H233V236L235 235L236 237H244V238H246V239H252L253 238V235H254V233H253V231L255 230L254 228H253V226H252V222H251V215H249V214H245V211L247 212V209H246V206H245V204L242 202V201H238V203H237V205L235 204V205H225L224 206ZM51 211V210H50ZM56 211V210H55ZM54 211V212H55ZM62 211V210H61ZM137 211V210H136ZM152 212V211H151ZM82 213V212H81ZM99 213V212H98ZM108 213V212H107ZM106 213V215H108ZM118 213V212H117ZM139 213V212H138ZM60 215H61V217L60 216H58V217H60V218H62L61 220H64V219H66V218H68L70 215H68L66 212H63V213H59ZM101 214V213H100ZM130 214L132 215L131 216V218H130ZM128 213V215H129V217L127 218V216L125 217L126 219L125 220H123V219H120V218H116L115 219V217H114V219L112 220L111 219V221L108 223V224H106L107 226H105V227H98V228H96V229H94V230H92L91 228H90V224L89 223H87L86 222V224L85 223H83L84 225L81 227V229H80V232H81V234H80V236L78 237L79 239H77V242H76V244L79 246V244L80 243H82V241L83 240H85V239H91L92 241H93V243H94V246L95 245H97V244H99L101 241H103L104 239H106V236H107V234H108V232L110 233H112V234H116V235H114L113 237H115V236H118L117 234H119L120 232H119V230H123V229H126V230H130V229H132V228H134L133 226H136V224H134L132 221H133V219H132V217H133V214L132 213ZM136 213H134V218L136 217V215H135ZM102 215V214H101ZM116 215V214H115ZM80 216V215H79ZM207 216V215H206ZM82 217V216H81ZM104 216H102V218H103ZM120 217V216H119ZM227 217V216H226ZM56 218H57V216H56ZM84 218V217H83ZM48 219V218H47ZM50 219V218H49ZM69 219V218H68ZM194 219V218H193ZM67 220V219H66ZM66 220H64V223H65V221ZM154 220V219H153ZM218 218H216V219H214V220H212L211 222H209V224H207V226L206 227H204L203 228V233H201L202 235L204 234L205 235V232H208V231H211V230H209V229H212V228H214V226H216L217 225V223H218V225H219V222H218ZM48 221V220H47ZM59 221V220H58ZM109 221V220H108ZM136 221V220H135ZM134 221V222H135ZM62 222V221H61ZM67 222V221H66ZM69 220H68V223L67 224H69ZM137 222V221H136ZM135 222V223H136ZM221 222H223V220L221 221ZM253 222H255V221H253ZM132 223H133V226H132ZM140 223V222H139ZM151 223V222H150ZM201 223V222H200ZM66 224V225H67ZM155 224V223H154ZM254 224V223H253ZM44 225V224H43ZM45 225H46V223H45ZM49 225L51 226V230H49L50 232H53V229L55 228V226H56V221H50L49 222ZM62 225H64V224H62ZM61 225V226H62ZM65 225V226H66ZM100 225V224H99ZM156 225V224H155ZM38 226H40V224L38 225ZM68 227H67V234L65 235V237H64V241H63V245H67V244H69L70 242H72V240H73V238H74V234H73V231H71L70 230V226L71 225H67ZM132 226V227H131ZM139 226H140V224H139ZM147 226H149V227H154L153 226V222L151 223V226L148 224ZM251 226H252V230L253 231H251ZM46 227H47V225H46ZM218 228H216L217 229V231H215V234H216V236H220L223 232H222V228H220V230H219V226H217ZM40 228V227H39ZM38 228V229H39ZM42 228V227H41ZM40 228V229H41ZM43 228H44V226H43ZM46 229V228H45ZM151 229H153V228H151ZM215 229V230H216ZM42 230H44V229H42ZM148 231H149V229H147ZM154 230V229H153ZM224 230V229H223ZM227 230V229H226ZM230 230V229H229ZM257 230V229H256ZM148 231H146V235L150 232H148ZM152 231V230H151ZM199 231V230H198ZM119 232V233H118ZM148 232V233H147ZM258 232V231H257ZM38 233V232H37ZM41 233H43V231L41 232ZM49 233V232H48ZM154 233V232H153ZM158 233V232H157ZM50 234V233H49ZM130 234V233H129ZM201 234H199V233H196V235L193 237V238H191L192 240H191V243H190V241H188V244H190V246H191V248H192V252H197V251H199L200 252V250L203 252V253H205V254H203V256H202V261L204 260H207V259H209V257L211 256V250L209 251V249H205V247L206 246H204L203 245V242H202V240L204 239H202L201 240ZM45 235V234H44ZM120 235V234H119ZM144 235V234H143ZM260 235V234H259ZM7 236H8V234H7ZM7 236L3 233V234H0V245H1V247H2V249H3V252H4V254L2 253L0 256H2L1 257V259L3 260L8 254H10L9 252H10V250H9V248H8V245H9V240H8V238H7ZM38 236H40V235H38ZM46 236V235H45ZM50 236V235H49ZM121 236V235H120ZM123 236V235H122ZM234 236V237H235ZM254 236H256V235H254ZM112 236H110L109 237V239H111V238H113ZM127 237V236H126ZM147 238H148V236H146ZM145 237V238H146ZM155 237V236H154ZM161 237V236H160ZM228 237V236H227ZM234 237L232 238L233 240H234ZM257 237V236H256ZM264 237V236H263ZM41 238V237H40ZM47 238H48V236H47ZM125 238V237H124ZM217 238V237H216ZM231 238V237H230ZM255 238V237H254ZM258 238V237H257ZM39 239V238H38ZM43 239V238H42ZM260 239V237L258 238V240ZM261 239H262V237H261ZM260 239V241H259V244H260V246L262 247L261 249H263L264 250V240L262 241ZM46 240V239H45ZM75 240V239H74ZM107 240V239H106ZM115 240V239H114ZM121 241H122V239H120ZM124 240V239H123ZM150 240V239H149ZM158 240V239H157ZM161 240V242L163 241L162 239H160ZM255 240V239H254ZM42 241V240H41ZM109 241V240H108ZM159 241V240H158ZM111 242V241H110ZM109 242V243H110ZM150 242V241H149ZM160 242V243H161ZM205 242V241H204ZM255 242V241H254ZM256 242H257V240H256ZM102 243V242H101ZM104 243H106V241L104 242ZM158 243V242H157ZM159 243V244H160ZM122 244V243H121ZM126 244V243H125ZM257 244V243H256ZM76 245V246H77ZM123 245V244H122ZM77 246V247H78ZM86 246V245H85ZM89 246H90V244H89ZM94 246H91V247H93V249H95L96 247H94ZM80 248V247H79ZM82 248V247H81ZM108 248V247H107ZM155 245L154 244H147L144 248H142V249H139V250H136L137 252V254L136 255H139L140 254V256H141V259L143 258V257H145V258H147L148 257V259H147V264H150V262H148L151 258H153V256L155 255V253H156V250H155ZM207 248V247H206ZM209 248V247H208ZM91 249V248H90ZM89 249V250H90ZM98 249V248H97ZM101 249H102V247H101ZM101 249H98V250H101ZM109 249V248H108ZM202 249H205V251H203ZM48 250V249H47ZM46 250V251H47ZM78 250V249H77ZM80 250V249H79ZM106 250V249H105ZM197 250V251H196ZM208 250V251H207ZM42 251V250H41ZM59 251V250H58ZM75 251V250H74ZM130 251V250H129ZM132 251V250H131ZM12 252V251H11ZM108 252V251H107ZM44 253V252H43ZM103 253V252H102ZM105 253V252H104ZM123 253V252H122ZM135 253V252H134ZM162 253H163V251H162ZM45 254V253H44ZM201 254V253H200ZM199 254V255H200ZM201 254V255H202ZM46 255H47V253H46ZM50 255V254H49ZM94 255V254H93ZM143 255V256H142ZM163 255V254H162ZM166 255H168V253L166 254ZM12 256H14V255H12ZM16 256V255H15ZM42 256V255H41ZM99 256V255H98ZM98 256H95V257H98ZM156 256V255H155ZM169 256V255H168ZM49 257V256H48ZM102 256H100L99 258H101ZM136 257V256H135ZM167 257V256H166ZM165 257V258H166ZM25 258V257H24ZM98 258V259H99ZM105 258V257H104ZM168 258V257H167ZM26 259V258H25ZM85 259V258H84ZM94 259V258H93ZM157 259V258H156ZM139 260H140V257H139ZM143 260V259H142ZM104 261V260H103ZM105 261H106V259H105ZM112 261V260H111ZM145 261H146V259H145ZM144 261V262H145ZM151 261V260H150ZM168 261V263L167 264H170L171 262H169L170 260H167ZM25 262H26V260H25ZM140 262V261H139ZM113 263V262H112ZM141 263V262H140ZM156 263H157V261H156ZM155 263V264H156ZM188 263V262H187ZM206 263V262H205ZM0 264H4V262L2 263V261L0 262ZM26 264V263H25ZM151 264H152V262H151ZM203 264V263H202ZM228 264V263H227Z\"/></svg>", "mask_w": 264, "mask_h": 264}]
</instances>
